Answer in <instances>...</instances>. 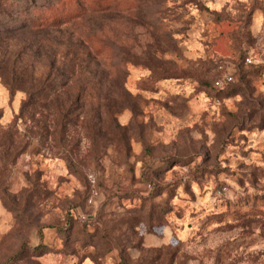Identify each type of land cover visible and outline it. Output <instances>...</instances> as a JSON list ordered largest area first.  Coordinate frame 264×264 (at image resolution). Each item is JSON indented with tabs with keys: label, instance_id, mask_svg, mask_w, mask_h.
Returning <instances> with one entry per match:
<instances>
[{
	"label": "clouds",
	"instance_id": "1",
	"mask_svg": "<svg viewBox=\"0 0 264 264\" xmlns=\"http://www.w3.org/2000/svg\"><path fill=\"white\" fill-rule=\"evenodd\" d=\"M0 264H264V0H0Z\"/></svg>",
	"mask_w": 264,
	"mask_h": 264
}]
</instances>
